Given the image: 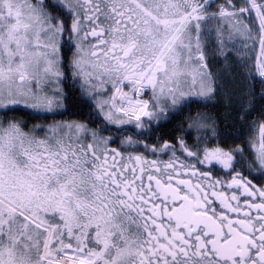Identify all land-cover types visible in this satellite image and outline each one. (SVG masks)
<instances>
[{"label":"snow or ice","instance_id":"1","mask_svg":"<svg viewBox=\"0 0 264 264\" xmlns=\"http://www.w3.org/2000/svg\"><path fill=\"white\" fill-rule=\"evenodd\" d=\"M69 73L97 127L9 115H63ZM237 77L264 85V0H0V264H264V122L227 149L200 113L192 145L102 134L144 136Z\"/></svg>","mask_w":264,"mask_h":264},{"label":"flooded vegetation","instance_id":"2","mask_svg":"<svg viewBox=\"0 0 264 264\" xmlns=\"http://www.w3.org/2000/svg\"><path fill=\"white\" fill-rule=\"evenodd\" d=\"M223 2V0H221L220 4ZM214 10V9H213ZM209 48H211V44H209ZM70 55V53L68 54ZM219 61H217L216 59L212 58L211 52L209 53V64L212 66V70L216 71L217 70V65H218ZM237 82L239 83V77H237ZM79 83L80 81H76L75 83L72 80L71 74H67V80L60 85V87H62L64 95L66 97V99L63 101L65 107H66V111L63 112V115H57L58 117L61 116L63 118L64 114H66L67 111H69L68 108V100L70 99L69 96H73V93H77V98L81 99V100H88L91 101V107L93 104V101L89 99V97L87 96L86 93H82L80 88H79ZM239 85L237 87H234V91L233 92V96L232 99L234 101L233 107L234 109H238V112L241 113V105L244 104L245 101V96L243 95V93L246 91V89L244 87H239ZM236 89V92H235ZM229 97L230 96H225L223 95L221 92L217 91L216 95L214 96L213 100L208 101L207 103L204 102H189V105H186L183 107L182 110L177 109L174 111V113L169 114V116L166 119L161 120L159 123H156L148 132L145 133L144 136H137L135 134V130L133 127H126L123 129V131L118 130L116 127H112L109 129V131L103 132L102 134L105 136H112L113 139L116 141L115 144H112V147H116L119 145V142L121 139L127 138V136L132 135L134 139H141L144 140L146 137H148L150 135V138L146 140V142L148 144H154L157 141V138H160V143H163L165 140L171 141L173 143H176V138L178 137H183L186 142L189 145H192L195 143V139H194V133H197L194 129L193 130H189V123H191V119L190 117H194L197 113H200L202 115L208 116V117H216L214 115H212V111H218L220 108L221 109H226V107H230V102L229 105H227L225 101H229ZM145 99L147 97H144ZM251 99L253 101L252 103V107L254 103H259V104H263L261 105V107L259 109H257V113L255 112H250L248 115V120L249 122H251L253 119L256 120V124L253 127V135L252 137H254L256 144H259V137H260V124L261 122H264V115H261L262 113H264V97H262L260 95V92H257L255 90V95L253 97H249L247 98V104H248V100ZM261 100H263V102H261ZM246 104V106H247ZM93 111V108H92ZM91 111V112H92ZM90 112L86 113L89 117L87 119H85L84 121L81 122H85V123H89V126L92 128L97 127L100 124L99 120H96L95 124L90 123L91 120L95 119V117H92L89 115ZM75 120V119H73ZM240 120V119H239ZM72 121V120H70ZM76 121H79L76 119ZM182 123V128H177L174 132L173 135L171 136H167L166 134H163V132L165 131V129H167V126L170 125H174L176 123ZM207 123H212L211 120L206 121ZM215 124H219L218 120H216L215 118ZM248 124V123H247ZM248 131L247 134L244 135L245 137L247 136H251V128L248 127ZM204 135V134H201ZM207 136H211V132H207ZM240 141V142H239ZM239 141H235L237 143L232 142L230 147H234L237 144H241V140ZM212 142V141H211ZM209 147H213L214 145H211V143L208 145ZM246 155H248L246 153ZM161 159L167 160L168 157L167 156H162L160 157ZM251 159V157H249ZM239 167V166H238ZM214 175L216 177L219 178H223L224 177V173L219 169V167H213L212 169ZM245 175H247V171H245ZM250 179H252V177H249ZM228 179H230V176L228 177ZM253 183L257 184L258 186L260 184H264V179L261 180H256L253 179Z\"/></svg>","mask_w":264,"mask_h":264},{"label":"trees","instance_id":"3","mask_svg":"<svg viewBox=\"0 0 264 264\" xmlns=\"http://www.w3.org/2000/svg\"><path fill=\"white\" fill-rule=\"evenodd\" d=\"M238 85L239 84L237 82L235 87H237ZM239 87H244L246 89L245 85L242 83H240ZM262 87H264V85H262L261 82L257 80L255 82L254 92L255 90L257 92H261ZM231 94H233V92H231ZM231 96L229 97L230 107L228 108L226 107L225 110L220 108L218 111H212V115L216 116L215 118L216 120H218V123H219V124H216L217 125V135L219 137V141L213 140L214 141L213 144L219 143L220 146L224 148H229L232 142L237 143L235 141L236 140L239 141V140L235 139L236 135L238 133L246 135L249 129L248 127L241 129V124L239 120L240 113L238 112V109H234L233 107L234 101ZM69 98L70 99L68 100V103H67L69 111H67L66 114H64L63 118L61 116L59 117L56 116L55 119L68 120V121L73 120V119L84 121L85 119H87L88 115L86 113L92 111V107H91L92 102L88 100L83 101L81 99H78L77 93H73V96L70 95ZM261 102H263V100H261ZM244 103L246 106L247 98H245ZM261 105L263 104L254 103L251 112L257 113V109H259ZM9 115L19 116L21 119L27 122V125L33 124V123H36V124L46 123L47 124V120L43 116H34L33 114L28 113L26 110H20L15 113H9ZM245 123L246 124L249 123L248 117ZM225 125H228V127H225ZM182 126L184 125H182L181 122L180 123L178 122L174 125L167 126V129H165L163 134H166L167 136H171L174 134L177 128H182Z\"/></svg>","mask_w":264,"mask_h":264},{"label":"rangeland","instance_id":"4","mask_svg":"<svg viewBox=\"0 0 264 264\" xmlns=\"http://www.w3.org/2000/svg\"><path fill=\"white\" fill-rule=\"evenodd\" d=\"M239 83H240V82H239ZM235 92H236V89H235ZM231 95H232V96H231ZM231 95H229V96L234 97V96H233L234 94H231ZM224 102H225L227 105H229V101L227 102V101L224 100ZM88 117H89V116H88ZM250 128H251V135H252V134H253V129H254V128H253V127H250ZM193 135H194V139H195V138L197 137L198 133H194Z\"/></svg>","mask_w":264,"mask_h":264}]
</instances>
